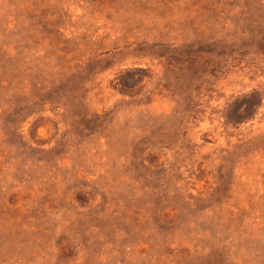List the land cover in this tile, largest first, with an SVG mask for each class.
<instances>
[{"label": "rangeland", "instance_id": "rangeland-1", "mask_svg": "<svg viewBox=\"0 0 264 264\" xmlns=\"http://www.w3.org/2000/svg\"><path fill=\"white\" fill-rule=\"evenodd\" d=\"M0 264H264V0H0Z\"/></svg>", "mask_w": 264, "mask_h": 264}]
</instances>
